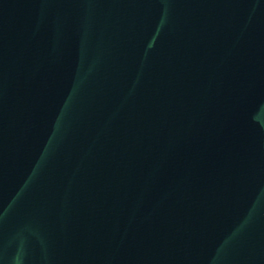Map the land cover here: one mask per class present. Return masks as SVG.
Masks as SVG:
<instances>
[{
    "label": "water",
    "instance_id": "water-1",
    "mask_svg": "<svg viewBox=\"0 0 264 264\" xmlns=\"http://www.w3.org/2000/svg\"><path fill=\"white\" fill-rule=\"evenodd\" d=\"M0 264H264V0H0Z\"/></svg>",
    "mask_w": 264,
    "mask_h": 264
}]
</instances>
